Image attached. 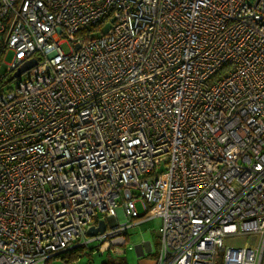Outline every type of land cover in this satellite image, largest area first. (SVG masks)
Here are the masks:
<instances>
[{
    "label": "built area",
    "instance_id": "built-area-1",
    "mask_svg": "<svg viewBox=\"0 0 264 264\" xmlns=\"http://www.w3.org/2000/svg\"><path fill=\"white\" fill-rule=\"evenodd\" d=\"M141 215L154 264H264V0H0V264Z\"/></svg>",
    "mask_w": 264,
    "mask_h": 264
},
{
    "label": "rangeland",
    "instance_id": "rangeland-1",
    "mask_svg": "<svg viewBox=\"0 0 264 264\" xmlns=\"http://www.w3.org/2000/svg\"><path fill=\"white\" fill-rule=\"evenodd\" d=\"M61 46L64 50H68L66 43L62 42ZM11 56V52H8L4 59L9 60ZM137 208L141 212V208L139 206V203H137ZM147 217V215L145 216ZM160 219L158 216L148 218L143 223L137 225L135 229H132L129 232L130 238L127 239V242L125 244H122L121 247L124 249V252L121 253L125 260L129 264H135L137 258L139 257L137 255V252L134 248V245L148 241L150 243L151 249L148 250L145 253L146 257H151V255L155 252L157 247V228L159 226ZM244 239H248V235H227L224 237V243L229 244L231 242L235 241H242ZM131 245V247H129ZM90 247V246H89ZM115 255V256H114ZM118 254L113 253L112 251L104 250L102 252L97 251V247L93 246V248H83L82 254L77 257L75 260H72L70 262H65L63 258L61 257H54L46 261V264H86L88 261H92L94 264H98L100 261L105 259H114L115 257L118 258ZM115 258V259H116Z\"/></svg>",
    "mask_w": 264,
    "mask_h": 264
},
{
    "label": "crops",
    "instance_id": "crops-1",
    "mask_svg": "<svg viewBox=\"0 0 264 264\" xmlns=\"http://www.w3.org/2000/svg\"><path fill=\"white\" fill-rule=\"evenodd\" d=\"M142 214V210L140 212ZM146 215H141L140 217H137L133 220V223L132 225L128 228L129 229V232L132 230V229H135V227L141 223H143L145 220H147L148 218H151V217H155V216H158V215H152V216H149L147 215V217H145ZM159 217V216H158ZM160 219V217H159ZM160 224V223H159ZM127 232L126 234V239H129L130 238V233ZM138 244H141L142 248H143V251L141 250L140 246H137L135 248L136 252H137V255L139 256L136 260V263L135 264H154V255H155V252L151 255V257H146L145 256V253L151 249L150 247V243L148 241H144V242H141V243H138ZM157 246H158V240H157ZM157 248V247H156ZM122 254H118V258H114V260H118V259H121L124 261V264H129L125 258L123 256H121ZM115 256V255H114ZM123 258V259H122Z\"/></svg>",
    "mask_w": 264,
    "mask_h": 264
},
{
    "label": "trees",
    "instance_id": "trees-1",
    "mask_svg": "<svg viewBox=\"0 0 264 264\" xmlns=\"http://www.w3.org/2000/svg\"><path fill=\"white\" fill-rule=\"evenodd\" d=\"M82 252H83V247L81 245H76L72 247L71 249L63 252L59 256L63 258L65 262H70L72 260H75L77 257H79L82 254ZM86 264H94V263H92V261H88ZM98 264H124V261L121 259H118V260L105 259V260L100 261Z\"/></svg>",
    "mask_w": 264,
    "mask_h": 264
},
{
    "label": "water",
    "instance_id": "water-1",
    "mask_svg": "<svg viewBox=\"0 0 264 264\" xmlns=\"http://www.w3.org/2000/svg\"><path fill=\"white\" fill-rule=\"evenodd\" d=\"M37 62L36 58H30L29 60L23 62L14 72V74H18L20 72H22L23 70H26L30 67H32L33 65H35ZM105 229V222L103 220H100L98 222V224L96 226H91L88 228L87 233L89 235H93L96 234L99 231H103ZM137 246H140L141 250L143 251V248L141 246V244H136L134 245V248H136Z\"/></svg>",
    "mask_w": 264,
    "mask_h": 264
}]
</instances>
